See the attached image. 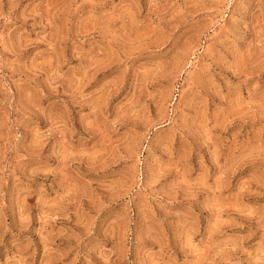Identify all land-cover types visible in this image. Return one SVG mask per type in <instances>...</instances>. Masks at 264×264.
<instances>
[{"label": "rangeland", "instance_id": "374dc122", "mask_svg": "<svg viewBox=\"0 0 264 264\" xmlns=\"http://www.w3.org/2000/svg\"><path fill=\"white\" fill-rule=\"evenodd\" d=\"M0 264H264V0H0Z\"/></svg>", "mask_w": 264, "mask_h": 264}]
</instances>
